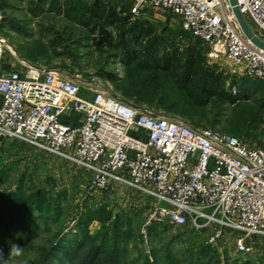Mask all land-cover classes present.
Masks as SVG:
<instances>
[{
  "label": "built area",
  "instance_id": "2783aa9c",
  "mask_svg": "<svg viewBox=\"0 0 264 264\" xmlns=\"http://www.w3.org/2000/svg\"><path fill=\"white\" fill-rule=\"evenodd\" d=\"M123 1L135 16L152 8L179 17L212 55L225 54L234 77L264 80V49L245 35L229 0ZM237 2L264 39V0ZM8 52L16 55L0 33V138L82 167L91 175L90 187L107 196L121 184L151 197L141 229L145 238L152 223L195 231L215 227L210 243L230 228L241 232L237 251H253L246 238L264 236V136L260 146H251L218 128H193L135 107L105 89L84 96L81 81L57 69L22 58L24 71L6 68ZM231 90L237 97L236 85Z\"/></svg>",
  "mask_w": 264,
  "mask_h": 264
},
{
  "label": "rangeland",
  "instance_id": "374dc122",
  "mask_svg": "<svg viewBox=\"0 0 264 264\" xmlns=\"http://www.w3.org/2000/svg\"><path fill=\"white\" fill-rule=\"evenodd\" d=\"M68 2L70 6L77 0ZM36 3L37 0H0L1 35L8 40L11 49L17 54L20 48H33L39 41L48 43L53 39L61 40L57 48L46 47L48 51H43L37 60L27 61L76 77L83 85L84 96H91L93 89H105L124 96L117 84L105 74L111 73L117 78L126 77L127 67L122 61L125 49L121 33L132 23L146 22L148 26L155 28L156 35H160V45L168 42L167 35H174L175 32L182 34L184 41L180 48L184 53L189 44L199 42L196 38L185 35L179 17L148 8L144 15L135 16L128 13L130 24L124 28L108 26L115 46L106 47L102 51L96 44L102 35V26L91 32L88 27L76 21L83 18L75 12H70L65 5L52 7L44 3L36 8ZM69 12L74 19L68 17ZM247 19L255 30L250 19ZM20 41H25L26 44L17 49ZM151 47L147 49L148 52ZM199 47L205 54L206 67L211 72L222 74V84L230 91L232 97H236L231 90L233 85L238 88L236 101L224 105L217 118L219 123L214 127L222 128L231 121L235 122L236 126L246 122L251 126L250 133H244L241 137L251 146H260L264 136V80L246 81L243 77L242 80L241 77H234L231 74V62L225 54L212 55L211 47L201 41ZM10 55L8 52L7 62L11 61ZM167 87L171 88V84L168 83ZM140 108L157 115L174 116L175 119L190 123L189 118L180 115L152 109L146 105ZM212 126L204 119L197 127ZM90 177L87 170L57 155L21 141L0 139V195L12 191L24 199L41 197L43 202L47 203L25 212L27 220L35 222L34 227L38 235L31 241V247L17 248L19 254L13 250L0 254V264H36L43 257V250L45 251L57 236L68 234V241H74L86 232L93 236L102 229L104 222L112 224L115 217L123 215L134 217L133 237L130 239L129 249L124 254L127 264H188L191 259V247L196 242L200 245L209 244L211 253L220 259L221 264H240L244 261L264 264V236H248L247 242L253 245L254 249L251 253H242L237 251L235 245L241 232L230 228H223L222 235L214 243H210L209 239L215 227L193 233L189 225L171 226L159 237L150 239L147 235L145 238L141 229L154 200L121 184L113 185L112 195L107 196L90 187ZM136 213L138 217L135 216Z\"/></svg>",
  "mask_w": 264,
  "mask_h": 264
},
{
  "label": "trees",
  "instance_id": "16d2710c",
  "mask_svg": "<svg viewBox=\"0 0 264 264\" xmlns=\"http://www.w3.org/2000/svg\"><path fill=\"white\" fill-rule=\"evenodd\" d=\"M44 3L52 7L65 5L70 12H75L83 18L76 21L88 27L91 32L102 26V35L96 42L102 51L106 47L115 46L108 26L124 28L130 24L128 13L131 4L123 0H77L70 6L68 0H37L36 8ZM70 12L68 17L71 19L73 16ZM155 31L156 29L148 26L146 22H135L123 29L121 35L125 53L122 55V61L126 64L127 75L123 78H117L111 73L105 75L117 84L119 90L121 89L124 96L120 97L137 107L146 105L152 109L189 118L190 123L187 124L193 128H198L204 119L213 125L212 128H217L214 125L219 123L217 118L224 105L234 103L237 97H232L230 91L223 86L222 74L211 72L206 67L205 54L199 47L201 40L196 38L199 42L189 44L184 53L180 48L184 41L182 34H169L166 39L168 42L160 45V35H156ZM184 33L192 36L189 32ZM60 41H39L33 48L31 46L22 49V55L24 59L26 57L25 60H37L39 55L48 51L46 47L57 48ZM150 47L152 49L148 52ZM5 67L9 68V65ZM168 83L171 88L167 87ZM167 117L175 119L174 116ZM65 121L73 122L72 118ZM231 122L218 129L245 140L241 135H248L251 126L246 122L237 126L235 122ZM137 135L144 137L142 133ZM43 204L47 203H44L41 197L24 199L12 191L0 195V254L11 252L14 245L16 248L31 247V241L38 235L34 227L35 222L28 221L25 212ZM135 216L138 217V213ZM133 222L134 217L123 215L115 217L112 224L104 222L102 229L93 236L86 232L74 241H68V234L59 235L45 251L43 250V257L36 264H127L124 254L129 249V242L133 237ZM171 226L168 223H152L147 227L148 236L150 239L159 237ZM190 231L195 232L193 229ZM210 250L209 244L200 245L196 242L191 247V259L188 264H221L220 259ZM240 264L256 263L244 261Z\"/></svg>",
  "mask_w": 264,
  "mask_h": 264
},
{
  "label": "water",
  "instance_id": "95a60500",
  "mask_svg": "<svg viewBox=\"0 0 264 264\" xmlns=\"http://www.w3.org/2000/svg\"><path fill=\"white\" fill-rule=\"evenodd\" d=\"M230 5L233 9V12L243 30L245 35L251 40L253 44L256 46L264 49V39L258 36V34L254 31V29L251 27L248 19L246 16L241 12L237 0H229ZM133 106L137 107L136 105L133 104ZM0 139H4L1 137Z\"/></svg>",
  "mask_w": 264,
  "mask_h": 264
},
{
  "label": "crops",
  "instance_id": "0c3cea01",
  "mask_svg": "<svg viewBox=\"0 0 264 264\" xmlns=\"http://www.w3.org/2000/svg\"><path fill=\"white\" fill-rule=\"evenodd\" d=\"M0 24H1V22H0ZM182 26V25H181ZM182 30L184 31V32H187V31H185L184 29H183V27H182ZM19 34H21V32L19 33ZM6 41H7V43L9 44V42H8V40L6 39ZM22 44H26V42L25 41H20L19 42V47L17 48V49H19L20 48V46L22 45ZM9 46H11L10 44H9ZM22 49L23 48H20V50L18 51V54L16 53V55H12V53L11 52H9L11 55V61H9L8 63H9V69H16V70H19L20 72H22V71H24V67L21 65V63H20V60H19V58H22V57H24L23 55H22V53H24V51H22ZM8 54V53H7ZM7 54H6V57H7ZM22 57H21V56ZM5 57V58H6ZM22 59H24V58H22ZM41 67H44V66H41ZM47 68V67H46ZM243 79H247L246 77H243ZM240 80H242V77L240 78ZM0 103H1V97H0Z\"/></svg>",
  "mask_w": 264,
  "mask_h": 264
},
{
  "label": "clouds",
  "instance_id": "9594fccd",
  "mask_svg": "<svg viewBox=\"0 0 264 264\" xmlns=\"http://www.w3.org/2000/svg\"><path fill=\"white\" fill-rule=\"evenodd\" d=\"M13 251H14L16 254H19V250L16 248L15 245L13 246Z\"/></svg>",
  "mask_w": 264,
  "mask_h": 264
}]
</instances>
